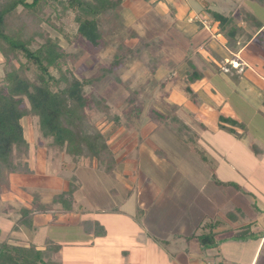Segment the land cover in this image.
Wrapping results in <instances>:
<instances>
[{
  "label": "crops",
  "instance_id": "obj_1",
  "mask_svg": "<svg viewBox=\"0 0 264 264\" xmlns=\"http://www.w3.org/2000/svg\"><path fill=\"white\" fill-rule=\"evenodd\" d=\"M158 1L154 2V7L164 0ZM184 1L186 3L183 0L177 2L183 3V9L169 6L167 10L168 4L153 8L160 11L162 23H166V31L171 33L170 44L175 43L167 47H174L178 55L188 62L185 79L188 73L199 75L178 93L169 91L179 95L177 99L180 101L173 104L176 118L186 130L182 136L175 134L173 139L158 138L163 144L158 149L150 146L157 144V140L153 139V143L148 141L149 158L160 161L159 168H156L157 163H149L148 159L144 163H138V159L132 164L127 163L128 157V160H123L126 167L121 173L114 156L115 163L109 172H106L105 165L102 171L94 166L95 160L88 161V167H80L81 173L86 174L84 191L80 190L81 183L74 173L67 179L59 173L54 175V185H39V181L46 179L44 175L36 177L30 173L9 175V187L0 194V199H8L15 189L12 182L34 177L32 182L24 178L28 182L27 187L42 186L46 189L41 188L37 192L33 189L36 196L21 208L33 209L32 220L38 218L40 225L51 221L49 214H52L80 227L86 238L76 245L88 249L90 257L87 264H205L208 261L211 264H264V22L257 21L250 10L240 13L245 18L241 19L240 27L237 25L241 34L236 39V46H231L219 31L218 24L210 18L211 11L221 14L213 8L218 5V0H203L204 11L200 13L188 7L187 0ZM244 3L248 4V9L257 4L254 0H242L240 4ZM190 18L195 21L187 22ZM197 18L202 20L201 23L196 22ZM207 22H210L209 26ZM166 61L172 67H163V70L170 73L175 68V61L171 58H166ZM168 99L174 102L170 96ZM248 110L258 114L263 128L255 124L257 128L254 129ZM221 118L235 124L220 122ZM185 132L193 134V144L189 143ZM128 154L130 156L131 153ZM190 158L196 162L188 165ZM168 166L170 170H166ZM74 170L76 172L78 168ZM98 171L109 177L107 183L100 184L106 185H102V191H99L107 198L102 199L98 193L96 199L101 198V201L96 205L90 203L91 211L87 209L84 212L85 218L75 220V204L81 201L82 195L90 196L87 192L89 183L96 184L89 182L87 177L89 174L96 177ZM237 177L241 179L238 181ZM230 180L251 190L254 198L231 189ZM18 183L14 185H20ZM72 186L70 210H62L57 204H52L55 196L68 193ZM213 188L216 189L214 195L209 191ZM68 195L66 199H69ZM48 206H57L58 212L46 215V210H39ZM231 211L238 212V217L233 216L230 220L227 216L233 213ZM137 213L142 217L138 221ZM153 213L157 216L150 217ZM165 216H168L167 220ZM214 223H217L212 230L214 245L202 247L198 237L204 233L206 224ZM6 240L12 241V238L7 237ZM47 240L51 241L48 238L40 243L19 241L42 249ZM59 247L56 258L64 264L62 247Z\"/></svg>",
  "mask_w": 264,
  "mask_h": 264
},
{
  "label": "rangeland",
  "instance_id": "obj_2",
  "mask_svg": "<svg viewBox=\"0 0 264 264\" xmlns=\"http://www.w3.org/2000/svg\"><path fill=\"white\" fill-rule=\"evenodd\" d=\"M119 1L121 6L116 10L115 17H102L100 19L99 30L101 33V40L97 46H92L84 41V39L76 36L77 25L73 20L75 14L69 10L62 14V9L58 5L50 7V9L44 12L43 16L39 15L40 18L37 23L44 37H48L52 41H57V45L64 54L61 60L62 71H67L69 77L73 76L79 81L96 78L99 76L101 68H108L117 57L122 60L121 67H118L116 70L120 82H116L113 79H106L100 83L95 82L92 85L86 86L84 88V93L88 98L91 97V100L89 99L88 102L89 107L85 109V113L91 123V128H94V131H99L107 138L108 145L116 159V166L119 165V170L123 173L126 167L123 160H128L129 158L130 160H128L127 163L132 164L137 162L136 159L139 160L138 163H144L148 159L149 163H157L158 166L156 168H159L160 161H157L154 157H152L153 160L149 158L151 157L148 151L149 143L150 141L152 142L153 139L158 141V138L163 136L170 139L175 138L173 137L175 134L170 131L171 127L174 125L173 119L176 116V107H174L173 103L176 104L180 100L177 99L179 95L174 92V94L171 92L169 93V91L174 90L178 93L180 88L189 84L185 80V71L187 72L189 69L186 59L178 55V51L174 47H167L168 45L174 46L175 43L173 42L170 44L171 40L169 39L171 33L166 31L167 26L165 22H163L164 24L162 23L160 11L153 9L155 7H163L164 5L161 4H168L166 6L167 10L170 9L169 6H175V9H183V3H177L180 0H164L160 2V4L156 3L155 7L153 6L154 2H159L158 0ZM187 1L188 7L192 8L195 12L197 11V13H200V11H204L202 8L203 0ZM241 1L218 0L216 1L218 5L213 8L232 19L231 24H236L235 27H237V25L240 27V23L242 22L241 19H245L244 14L240 16V13L242 14L243 11L247 10L251 11L257 21H260V23L264 22V7L254 4V6H250V9H248V4L244 3V5H241ZM183 2L185 1L183 0ZM229 11L232 13H229ZM17 12L24 20L26 19L27 12L25 10L19 7ZM135 12L137 17H139L138 19L135 16ZM138 13L140 14L138 15ZM157 15L158 17H156ZM194 21L195 20L190 18L187 22L192 23ZM201 21L202 20L199 18L196 20V22L199 23H201ZM207 23V26H209L210 22ZM27 24L31 25L29 21ZM244 24L243 22L242 27H244ZM31 26L35 27V25ZM159 28L162 32H160ZM28 33V35L31 36L33 31H29ZM240 34L241 33L238 32L236 38ZM42 43L43 40L41 38L35 37L30 49L35 50ZM141 57H147L150 61L157 60L156 58L158 57L166 63V58H171L172 61H175V68L171 70L172 72L166 73L163 68L160 67L155 75H151L147 67L148 65L144 64L145 61ZM191 60L193 61V59ZM23 63H25V59L21 55L17 57V60L11 59L10 62L6 61V63L0 55V86L3 85L4 66L9 70L10 65L19 67V65ZM195 64L198 65L197 60ZM171 65L172 64L169 66ZM237 67L238 65H236V68ZM49 71L54 77H58L55 70ZM23 75L30 81H34L37 78L38 71L35 69V66L31 65L27 71L23 72ZM169 96L174 102L168 99ZM93 99H97L104 110L96 108ZM129 100L130 102H128ZM153 109H155L156 112H152ZM160 113L163 114L162 117ZM248 115L250 118L252 117L254 129H256L258 125L263 128V125L259 124L263 122H261L262 120L258 117L257 113L248 110ZM115 116L119 117L120 123L114 124L113 117ZM157 119L163 121V123L156 122ZM20 123L23 128L24 138L28 143V152L27 155L21 157L18 161L21 164L26 163L31 174H36V177L44 175L46 179L39 181V185H43L44 183L54 185L53 178L54 175L58 173L60 176L62 175L65 177V179L71 177L70 175L74 173L75 178L77 177L81 183L80 190L84 191L86 174H83V172L81 173L80 167H88V160H79V162L74 163L63 150L58 151L53 149L51 139L44 138L38 131V123L35 117H24L21 119ZM255 124L257 126H255ZM150 146H156V149H158V147H163V144L158 141L157 144L154 143ZM128 152L131 153L130 156ZM118 161H120V163H118ZM195 162L196 160H194V158H190V162L188 159V165ZM94 166H98L100 171L104 170V165L102 164L97 165V162H94ZM74 168H78V171L75 172ZM167 168H169L168 170L171 169L170 166L166 167V170ZM143 169H145V166ZM100 171L97 172L98 174L96 177L94 175L92 177L90 174L88 175V181H94L97 185L95 184L93 186L92 183H89L90 188L87 192L90 196L87 198L84 197L86 194L82 195L83 201L81 198L80 200L82 202L78 201L75 204V209L73 211V214H75L73 218L75 220L85 218L83 217L84 212H86L87 209L91 211L90 203L95 204L101 201V198L96 199V196H98L99 191H102L100 187L106 185L100 184L103 182L107 183L109 177H104ZM37 173H41V175ZM17 176L22 175L17 174ZM24 178H22V181L16 180L12 182V186L15 189L12 190L13 195L9 197L10 199H0V241H5L6 238L9 237L15 241L24 239L30 242L40 243L42 239L48 238L62 247L61 259L64 264H87L86 260L88 256L90 257L87 252L88 249L77 247L76 245L77 243L84 242L86 238L85 234L80 227L70 224L71 222L69 221L67 222V219L62 220L61 217L58 218V215L49 214L52 211L58 212L57 206L52 208L50 207L51 204L48 206L46 215L49 214L52 220H47L43 225L39 224L38 218L36 217L32 221L34 225L31 227L33 229H28L27 227L17 224L20 221L19 210L22 209L21 205H28L32 201V197L34 195L36 196L34 190L37 192L41 188L46 189V187L35 186V184V187L30 189L27 187V184L28 182L34 181V177L32 178L29 176L25 178L28 182L24 181ZM58 178L59 177H57V179ZM235 179L238 180L241 178L237 177ZM16 182H19L18 184L20 185H14ZM21 187H23V189ZM229 187L233 190L235 189L234 191H239L243 196L248 195L251 199L254 198L251 190L249 191L247 188L240 186L235 180H230ZM56 188L59 189V187H55V189ZM102 188L103 190L105 189V187ZM209 191L213 192L214 195L216 189L213 188ZM99 195L102 199L107 198L106 194L99 193ZM215 199L216 198L213 200ZM44 200L48 201L49 199ZM231 212L233 213H229V215L238 217V212ZM242 212H244V210H242ZM89 216L92 217V214ZM153 216H157L156 213L150 215V217ZM168 216H165L166 220ZM90 217L87 218L89 219ZM227 217L232 220L229 216ZM54 218L55 221L53 220ZM73 218L71 217L70 221H72ZM141 218V214L137 213L136 221ZM158 218H160V216H158ZM201 227L203 226H200V228ZM19 228H21V230ZM158 244L160 245V241H158ZM246 256L247 254L244 255V258H246Z\"/></svg>",
  "mask_w": 264,
  "mask_h": 264
},
{
  "label": "trees",
  "instance_id": "obj_3",
  "mask_svg": "<svg viewBox=\"0 0 264 264\" xmlns=\"http://www.w3.org/2000/svg\"><path fill=\"white\" fill-rule=\"evenodd\" d=\"M254 1L264 6V0ZM54 5L61 7L62 14L67 10L75 14L73 20L77 25L76 36L92 46H97L101 40L100 19L115 17L116 10L121 6L119 0H0V55L5 63L11 59L17 60L20 55L25 59V63L19 67L10 65L7 70L4 66V80L0 86V194L4 189H8L9 175L31 173L26 163L21 164L18 161L28 152V143L20 123L24 117H35L40 134L46 139H51L52 148L63 150L74 163L85 159L89 162L95 160L105 165L106 172L111 171L115 163L107 138L91 128L85 113L91 97L85 95L84 88L106 79L120 82L116 70L121 67L122 60L117 57L108 68H101L96 78L79 81L73 76L69 77L67 71H62L61 60L64 54L57 41L44 37L37 23L40 16ZM19 7L27 12L25 20L17 12ZM209 14L229 44L236 46V39L239 37L236 36L240 28L235 27L236 24H231L232 19L225 15L212 11ZM28 21L35 27L27 24ZM29 31H33L31 36L28 35ZM35 37L41 38L43 43L37 49L31 50L30 46ZM141 58L145 61L144 64L148 65L151 75H155L160 67L170 69L172 66L158 57L152 61L147 57ZM31 65L38 71L34 81L23 75ZM49 70H55L58 77H54ZM187 76L186 82L192 83L199 75L194 72L188 73ZM93 101L96 108L104 110L97 99ZM154 110L152 112H156ZM160 115L162 117L163 114ZM113 120L114 124L120 123L117 116L113 117ZM222 121L235 124L228 119L221 118L220 122ZM156 122L163 123L158 119ZM173 124L170 131L182 136L186 129L176 116ZM185 133L189 143L193 144V134ZM213 178L216 181L214 176ZM216 183L218 184L217 181ZM73 188L72 186L68 193L55 196L52 204H57L62 210H70ZM67 194L69 199L65 198ZM39 210L48 209L41 207ZM32 211L34 210L22 208L17 224L31 228ZM228 216L233 219V215ZM216 226L217 223L206 224L203 227L204 233L198 237L202 247L210 248L214 245L212 230ZM242 233L243 231L239 233L240 236ZM59 250V245L49 240L42 249L21 241H0V264H62L56 258Z\"/></svg>",
  "mask_w": 264,
  "mask_h": 264
},
{
  "label": "built area",
  "instance_id": "obj_4",
  "mask_svg": "<svg viewBox=\"0 0 264 264\" xmlns=\"http://www.w3.org/2000/svg\"><path fill=\"white\" fill-rule=\"evenodd\" d=\"M205 264H211V262H210V261H208V262H206Z\"/></svg>",
  "mask_w": 264,
  "mask_h": 264
}]
</instances>
